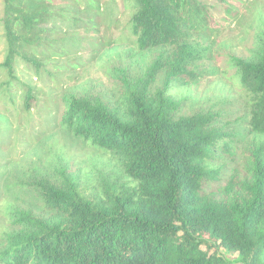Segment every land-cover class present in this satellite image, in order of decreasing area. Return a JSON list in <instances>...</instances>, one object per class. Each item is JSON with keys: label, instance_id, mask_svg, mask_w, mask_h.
Returning a JSON list of instances; mask_svg holds the SVG:
<instances>
[{"label": "trees", "instance_id": "16d2710c", "mask_svg": "<svg viewBox=\"0 0 264 264\" xmlns=\"http://www.w3.org/2000/svg\"><path fill=\"white\" fill-rule=\"evenodd\" d=\"M0 2L5 43L0 69L17 84V61L39 74L67 53L61 52L71 29L100 34L103 28L104 35L119 24L117 10L128 11V32L100 49L128 42L155 52L138 77L116 71L112 79L121 92L115 100L61 97V127L102 154L103 163L88 176L70 171L59 158L20 180L19 190L35 203L7 207L0 264H264L262 18L256 53L227 59L245 94L249 132L255 137L249 177L238 181L235 171L222 179L212 165L219 151L234 154L235 137L220 124V115L207 110L178 116L182 101L169 91L197 82L202 64L214 60L217 28L211 12L216 4L236 17L241 0ZM160 76L161 85L154 87ZM20 92L29 112L36 102L33 89L23 85Z\"/></svg>", "mask_w": 264, "mask_h": 264}, {"label": "rangeland", "instance_id": "374dc122", "mask_svg": "<svg viewBox=\"0 0 264 264\" xmlns=\"http://www.w3.org/2000/svg\"><path fill=\"white\" fill-rule=\"evenodd\" d=\"M241 1L236 17L224 14L214 2L217 8L211 12L217 28L212 36L214 60L202 64L197 82L189 86L176 84L169 91L175 100L182 101L178 116L207 110L220 115V124L235 137L234 154L229 156L219 151L212 165L220 169L222 179H228L235 171L238 181L249 177V149L255 137L249 132L245 94L227 68V59L230 55L249 59L256 53V36L261 28L258 18L264 21V0ZM114 16L119 24L107 29L104 35L103 28L100 34L71 29L61 52L68 54L47 63L39 74L32 66L17 61L14 76L18 84L0 69V232L6 228L8 206H34L31 195L19 190L20 180L40 173L39 170L59 158L70 164V171L88 176L102 165V154L61 127L60 99L73 93L115 100L121 92L118 82L112 79L116 71L123 70L129 78L138 77L153 60L154 51H140L128 42L100 49L101 43L124 38L128 32V11L117 10ZM4 57L5 43L0 28V64ZM161 83L160 76L154 87ZM23 85L32 87L36 99L29 112L23 110L20 99Z\"/></svg>", "mask_w": 264, "mask_h": 264}]
</instances>
